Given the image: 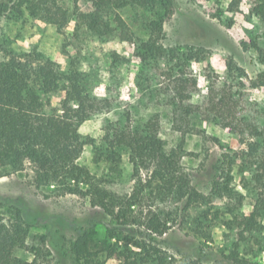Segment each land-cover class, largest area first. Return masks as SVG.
Here are the masks:
<instances>
[{
  "label": "trees",
  "instance_id": "trees-1",
  "mask_svg": "<svg viewBox=\"0 0 264 264\" xmlns=\"http://www.w3.org/2000/svg\"><path fill=\"white\" fill-rule=\"evenodd\" d=\"M72 2L75 6L87 3L94 9L93 13L82 16L89 22V30L102 37L112 35L127 42H131L132 35L116 13L118 10L136 5H158L163 9V16L153 32L160 36L163 19L170 16L174 6L173 0ZM252 3V12L264 27V0ZM19 8L24 9L28 18L43 25L62 28L67 23L68 14L57 0L1 3L0 16ZM0 52L3 53L0 62V178L24 172L27 166L37 188H50L58 196L81 197L90 205L87 217L73 221L49 214L35 200L25 203L20 198L0 196V264H37L36 259L28 263L14 257L16 249L25 247L32 228L45 231L38 238L40 247L32 249L35 258H48L47 262L54 264H107L109 261L114 264H167L166 254L156 238L167 234L173 226L179 230L183 228L188 222V211L209 200L198 188L208 187L218 197L233 194L229 188L231 178L220 176L215 166L204 170L207 175L204 179L191 176L181 166V145L192 131V119L200 113L218 121L230 133L239 135L245 130L248 134L249 138L240 142L247 148L243 158L252 169L255 205L248 215H235L225 221V228L242 227L240 236L260 228L257 219L264 215V130L230 121L224 98L217 99L219 92L213 86L204 107L190 102L197 93V83L180 71L181 60L206 61L209 51L192 47L187 50L188 55L179 56L174 49L163 46L145 50L147 55L154 52L166 59L158 93L170 109L172 130L180 134L181 144L177 149H165L159 138L158 115L139 127L130 123L107 125L102 139L105 152L95 150L93 162H108V171L119 175L118 151H128L135 185L129 194L123 195L103 188L87 168L77 163L84 146L94 143L81 137L79 126L97 114L109 112L111 102L89 96L77 73H63L55 62L37 53L15 54L1 45ZM253 87H264V78L259 77ZM49 94L60 98L57 107H51L50 101L44 100ZM167 203L170 204L168 209L156 207ZM97 227L104 230V237H99ZM195 234L206 239L203 233ZM232 258L237 262L234 256L226 257L229 261Z\"/></svg>",
  "mask_w": 264,
  "mask_h": 264
},
{
  "label": "rangeland",
  "instance_id": "rangeland-1",
  "mask_svg": "<svg viewBox=\"0 0 264 264\" xmlns=\"http://www.w3.org/2000/svg\"><path fill=\"white\" fill-rule=\"evenodd\" d=\"M13 1L16 0H0V4ZM252 1L173 0L172 12L163 19L160 36L153 30L162 19V8L150 4L128 6L116 12L132 35L131 42H127L112 35L102 37L88 29L89 22L82 16L94 12L90 4L81 2L75 6L72 0H57L68 14L64 27L40 24L28 18L23 8L11 9L0 16V45L15 54L37 53L50 59L61 72L77 73L89 96L111 102L109 112L97 114L79 126L81 137L94 143L84 146L77 163L109 192L129 194L135 179L127 150L118 151L119 175L108 171V162H93L95 150L105 152L102 139L107 125L130 123L139 127L158 115L159 138L165 149H177L181 144L180 134L172 130L170 109L158 93L166 59L154 52L148 56L147 48H172L179 56L188 55L187 50L192 47L209 51L206 61L181 60L180 71L197 83V93L190 102L204 107L213 86L219 92L217 99L224 98L230 121L264 130V87H253L259 77L264 78V27L252 12ZM44 100L50 101L53 108L60 102L55 94L45 96ZM244 131L239 135L230 133L204 113L192 119V131L181 145L182 168L191 176L204 179V170L215 166L220 176L231 178L229 188L233 194L218 197L208 187L198 188L209 200L188 211V222L183 228L173 226L167 234L156 238L167 264H264V215L257 219L260 228L243 236L239 234L242 227L225 228V221L235 215H248L255 205L252 169L244 161L247 148L240 142L249 138ZM31 175L26 166L24 172L0 178V196L20 198L25 203L35 200L49 214L73 221L87 217V199L58 196L50 188H37ZM169 206L156 205L162 210ZM96 231L100 238L104 237L101 227ZM44 233L41 228L30 229L25 247L16 249L14 257L28 263L36 259L37 264H54L33 254L32 249L40 247L38 238ZM195 233H203L206 239ZM229 256L236 257L238 263L233 258L227 260Z\"/></svg>",
  "mask_w": 264,
  "mask_h": 264
}]
</instances>
